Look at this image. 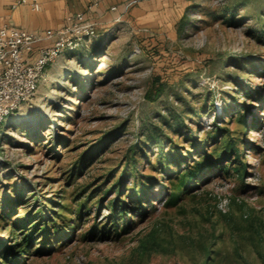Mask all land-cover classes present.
<instances>
[{
	"label": "rangeland",
	"instance_id": "obj_1",
	"mask_svg": "<svg viewBox=\"0 0 264 264\" xmlns=\"http://www.w3.org/2000/svg\"><path fill=\"white\" fill-rule=\"evenodd\" d=\"M173 7L179 21L64 52L3 123L0 211H72L57 220L73 224L63 243L24 264H264V0ZM188 168L206 172L166 206ZM143 189L144 213L114 230L111 202Z\"/></svg>",
	"mask_w": 264,
	"mask_h": 264
},
{
	"label": "built area",
	"instance_id": "obj_2",
	"mask_svg": "<svg viewBox=\"0 0 264 264\" xmlns=\"http://www.w3.org/2000/svg\"><path fill=\"white\" fill-rule=\"evenodd\" d=\"M30 5L40 11V0H15L13 7ZM57 34V39L48 47H41L37 55L36 45L42 37L25 29L0 24V129L5 120L20 107L33 100L39 90L47 66L67 51L80 48L86 39L97 36L96 27L87 22L85 15L68 18V24L57 33L48 31L46 36Z\"/></svg>",
	"mask_w": 264,
	"mask_h": 264
},
{
	"label": "crops",
	"instance_id": "obj_3",
	"mask_svg": "<svg viewBox=\"0 0 264 264\" xmlns=\"http://www.w3.org/2000/svg\"><path fill=\"white\" fill-rule=\"evenodd\" d=\"M14 2L0 0V24L16 26L42 37L31 59L39 48L48 47L57 39V34L47 37L48 31L57 33L67 26L69 17L79 13L84 14L97 31L96 37L86 39L83 44L103 40L126 23L159 22L160 17L165 22L180 20L174 12L173 0H40V11L28 4L14 8ZM164 5L167 10L163 9Z\"/></svg>",
	"mask_w": 264,
	"mask_h": 264
},
{
	"label": "trees",
	"instance_id": "obj_4",
	"mask_svg": "<svg viewBox=\"0 0 264 264\" xmlns=\"http://www.w3.org/2000/svg\"><path fill=\"white\" fill-rule=\"evenodd\" d=\"M153 89L148 95L151 98L152 96L157 98L163 92V87L161 84L159 85L158 80L154 82ZM232 148H234L233 152H235V156H239L238 150L233 145ZM182 158L183 156L178 160V164L180 165L182 162L187 164L186 157L185 159ZM222 161H224V158ZM228 169L229 167H224L225 171H228ZM170 172L171 170H167V173ZM205 172L206 170L197 172L190 168L183 170L179 184L172 182L171 187L169 186L165 205H177L181 198V193L195 187ZM148 192V189H143L140 194L132 195L131 203L128 202L129 200L121 199L120 195L111 202L108 220L114 224V230H122L127 224L126 218L129 211L133 210L144 213V198L142 196L148 194ZM6 203L8 204V201ZM130 204H134L136 207L131 209L133 205ZM20 210L24 213L23 218L13 220L10 214L13 211L11 208L7 209L5 207L3 212L0 211V226L7 225L6 230L10 231L11 238L7 242L0 241V264H24L25 259L44 254L47 246L51 244L53 236L57 238L59 244L63 243L65 240L64 234H67L73 227L71 223L68 227L62 228L57 223L58 219H64L68 213L72 212L68 204L62 205L59 209L52 212L42 208L35 210L21 208Z\"/></svg>",
	"mask_w": 264,
	"mask_h": 264
}]
</instances>
